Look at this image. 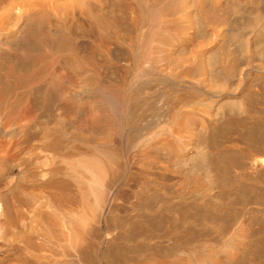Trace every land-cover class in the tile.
I'll return each instance as SVG.
<instances>
[{
  "label": "bare ground",
  "instance_id": "6f19581e",
  "mask_svg": "<svg viewBox=\"0 0 264 264\" xmlns=\"http://www.w3.org/2000/svg\"><path fill=\"white\" fill-rule=\"evenodd\" d=\"M0 264H264V0H0Z\"/></svg>",
  "mask_w": 264,
  "mask_h": 264
}]
</instances>
